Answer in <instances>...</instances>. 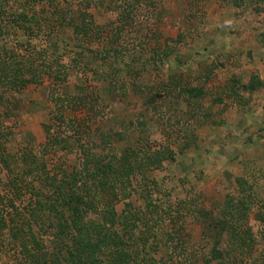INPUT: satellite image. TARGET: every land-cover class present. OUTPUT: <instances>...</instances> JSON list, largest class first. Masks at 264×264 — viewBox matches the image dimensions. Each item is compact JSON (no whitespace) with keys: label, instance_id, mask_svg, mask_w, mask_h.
<instances>
[{"label":"rangeland","instance_id":"374dc122","mask_svg":"<svg viewBox=\"0 0 264 264\" xmlns=\"http://www.w3.org/2000/svg\"><path fill=\"white\" fill-rule=\"evenodd\" d=\"M25 1L0 0V9L13 21ZM67 1L79 22L84 0L54 3ZM89 2L88 35L68 23L70 15L60 26L42 3L33 30L19 26L22 17L0 33V53L7 51L11 66L34 47L69 68L65 82L42 74V82L23 88L0 86V217L6 220L0 264H26L13 233L26 228L23 212L51 195L47 175L80 171L88 151L107 163L108 148L165 147L172 158L133 178L130 209L106 196L124 223L142 217L124 233L135 259L264 264V0ZM254 78L260 85L250 90ZM232 200L246 239L225 229L222 210ZM39 214V223L31 218L33 229L50 247L56 219L43 209Z\"/></svg>","mask_w":264,"mask_h":264},{"label":"trees","instance_id":"16d2710c","mask_svg":"<svg viewBox=\"0 0 264 264\" xmlns=\"http://www.w3.org/2000/svg\"><path fill=\"white\" fill-rule=\"evenodd\" d=\"M32 2L31 10L25 12V7ZM55 0H26L25 7L21 13H14V19L24 18V23L19 26H27L28 30L32 29V22H38L40 14L37 13L36 6L39 3L48 4L52 9L51 16L58 21L60 26L66 22L67 15L71 16L68 21L73 25L77 32L88 35L91 30L92 20L88 19L85 8L91 6L89 0L80 1L78 3L79 15L75 20V8L73 1H67L68 6L61 3H54ZM76 4V3H75ZM1 6V5H0ZM30 10V9H28ZM0 33L7 32V28H12L13 21L7 20V9H0ZM125 17V16H124ZM24 24V25H22ZM39 27V26H38ZM33 30V29H32ZM34 34V33H33ZM40 34V33H38ZM37 34V35H38ZM36 35V34H35ZM27 53H23L24 57L16 63L18 67L11 66V62L7 59V51L0 53V86H6L8 83H14L15 86L21 88L26 87L30 83L42 82L43 75L55 77V79L65 82L69 74L67 66L61 64V58L51 57L48 53L35 52L26 48ZM102 56L108 57V54ZM73 62L77 63V59ZM24 67L26 70H24ZM24 71H23V70ZM29 73V75H25ZM43 74V75H42ZM260 85L259 79L254 80L248 86L250 90H256ZM237 92V91H235ZM1 122V121H0ZM0 128V136L3 134ZM58 142V140H56ZM140 153L145 155L140 156ZM106 154H111V160L105 163V157L101 153L88 151L86 154V164L83 169L76 171L67 177L66 173L58 178V175L52 177L46 176V183L50 186L51 195H45V199L38 200L36 209L30 210L29 214L24 213L20 216L25 229H19L13 233V237L20 246L22 260L26 264H146L145 261L140 262L138 253L131 251L129 242L126 240L124 233L138 227L136 220H142L137 216L134 220L121 221V214L117 212L115 202L107 200V198H115L117 201H123L126 209H130L132 202L129 200L135 193L133 178L141 174L145 175V171L149 167H159L164 160L172 158L174 151L171 147L158 149L151 153V149L147 151L139 149H125L121 153H117L114 149L108 148ZM144 158V159H143ZM83 181L82 185L79 182ZM233 204L232 208H225L222 212L225 217V229L231 232V235L240 236L244 239L246 234L245 220L238 215L234 201H228ZM147 204L151 205V199H147ZM103 206V208H101ZM48 211L55 216V225H52L50 234L52 235V246L46 247L44 236L36 233L33 229V222L40 219V211ZM89 212L98 213V219L87 218ZM5 216L0 217V244L5 238L3 231L6 226ZM141 222V221H140ZM121 224V226H119ZM146 224V223H145ZM46 220H42L39 227L45 230ZM47 227V226H46ZM241 232H245L241 234ZM251 241H254V237ZM246 239V237H245ZM144 240V239H143ZM244 243V241H243ZM236 245L234 250H240V243ZM246 244V243H245ZM249 245V243H248ZM221 252H218V255Z\"/></svg>","mask_w":264,"mask_h":264}]
</instances>
